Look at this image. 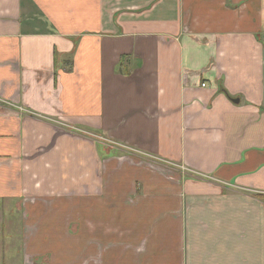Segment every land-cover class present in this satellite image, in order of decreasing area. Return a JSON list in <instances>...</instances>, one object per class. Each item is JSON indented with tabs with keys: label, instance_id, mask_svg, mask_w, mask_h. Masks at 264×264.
Returning <instances> with one entry per match:
<instances>
[{
	"label": "crops",
	"instance_id": "crops-1",
	"mask_svg": "<svg viewBox=\"0 0 264 264\" xmlns=\"http://www.w3.org/2000/svg\"><path fill=\"white\" fill-rule=\"evenodd\" d=\"M0 217L47 264H264V0H0Z\"/></svg>",
	"mask_w": 264,
	"mask_h": 264
},
{
	"label": "rangeland",
	"instance_id": "rangeland-1",
	"mask_svg": "<svg viewBox=\"0 0 264 264\" xmlns=\"http://www.w3.org/2000/svg\"><path fill=\"white\" fill-rule=\"evenodd\" d=\"M7 218L8 217H6L5 219ZM16 218H20L21 221V215L20 217ZM2 223H4L5 225ZM1 225L4 226V233L3 229H1ZM45 261H47V259H45ZM0 264L47 263L40 261L39 258L37 259L36 256L30 255L29 253L24 254L22 247V223L21 227H18V222L15 226H13V222L8 224L7 221L0 220Z\"/></svg>",
	"mask_w": 264,
	"mask_h": 264
},
{
	"label": "trees",
	"instance_id": "trees-1",
	"mask_svg": "<svg viewBox=\"0 0 264 264\" xmlns=\"http://www.w3.org/2000/svg\"><path fill=\"white\" fill-rule=\"evenodd\" d=\"M124 60H126V56H122L121 57V62H123L124 63ZM66 62V64H69V67L67 66V69L68 70H71V63H68V62H70V61H65ZM123 66V65H122ZM119 71L121 72V73H127V71L125 70V69H123L122 67L121 68H119Z\"/></svg>",
	"mask_w": 264,
	"mask_h": 264
},
{
	"label": "built area",
	"instance_id": "built-area-1",
	"mask_svg": "<svg viewBox=\"0 0 264 264\" xmlns=\"http://www.w3.org/2000/svg\"><path fill=\"white\" fill-rule=\"evenodd\" d=\"M201 85H202V86H204V85H205V83H201ZM101 138H102V140H103V137H101Z\"/></svg>",
	"mask_w": 264,
	"mask_h": 264
},
{
	"label": "water",
	"instance_id": "water-1",
	"mask_svg": "<svg viewBox=\"0 0 264 264\" xmlns=\"http://www.w3.org/2000/svg\"><path fill=\"white\" fill-rule=\"evenodd\" d=\"M235 102H238V99H234Z\"/></svg>",
	"mask_w": 264,
	"mask_h": 264
}]
</instances>
